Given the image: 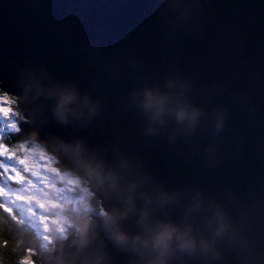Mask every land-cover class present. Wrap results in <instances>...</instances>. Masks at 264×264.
<instances>
[{
  "label": "water",
  "instance_id": "water-1",
  "mask_svg": "<svg viewBox=\"0 0 264 264\" xmlns=\"http://www.w3.org/2000/svg\"><path fill=\"white\" fill-rule=\"evenodd\" d=\"M0 90L104 210L40 264H264V0H0Z\"/></svg>",
  "mask_w": 264,
  "mask_h": 264
},
{
  "label": "rangeland",
  "instance_id": "rangeland-1",
  "mask_svg": "<svg viewBox=\"0 0 264 264\" xmlns=\"http://www.w3.org/2000/svg\"><path fill=\"white\" fill-rule=\"evenodd\" d=\"M14 106L12 96L0 94V197L4 209L28 225L45 247L55 238L68 237V211L85 212L78 220L89 215V205L83 179L61 171L44 148L23 140L7 144L21 120Z\"/></svg>",
  "mask_w": 264,
  "mask_h": 264
},
{
  "label": "trees",
  "instance_id": "trees-1",
  "mask_svg": "<svg viewBox=\"0 0 264 264\" xmlns=\"http://www.w3.org/2000/svg\"><path fill=\"white\" fill-rule=\"evenodd\" d=\"M0 94H4V92L0 90ZM14 109L20 118L21 112L16 104ZM6 140L8 141L7 144L13 145V141L10 137ZM28 143L33 145V142L30 143V141H28ZM56 164L61 171H65L60 165L59 160H57ZM81 183H83V192L86 197L85 202L89 205V212L91 214H102L100 201L89 192L83 180ZM67 213L69 220L67 227L68 234H70L76 230V219L82 216L85 212L80 211L79 213H73L68 211ZM40 244L41 243L36 238V235L28 225L19 222L13 213L11 214L10 211L4 209L0 197V264H40V253L44 250L52 249L54 243L50 241L45 247L40 246Z\"/></svg>",
  "mask_w": 264,
  "mask_h": 264
},
{
  "label": "clouds",
  "instance_id": "clouds-1",
  "mask_svg": "<svg viewBox=\"0 0 264 264\" xmlns=\"http://www.w3.org/2000/svg\"><path fill=\"white\" fill-rule=\"evenodd\" d=\"M68 99H70V97H65V101H67ZM154 102L153 98L151 96H149V104L151 105ZM63 107V102L61 104V108ZM184 113L181 112L180 116H183ZM70 234H68L69 236ZM171 232L170 231H165L162 236H161V241H166V239L170 238ZM61 238V237H60ZM63 239V238H62Z\"/></svg>",
  "mask_w": 264,
  "mask_h": 264
},
{
  "label": "bare ground",
  "instance_id": "bare-ground-1",
  "mask_svg": "<svg viewBox=\"0 0 264 264\" xmlns=\"http://www.w3.org/2000/svg\"><path fill=\"white\" fill-rule=\"evenodd\" d=\"M4 94H6V95H9V96H11V94H8V93H5L4 92ZM13 97V96H12ZM14 98V97H13ZM14 100H15V98H14ZM15 104H16V100H15ZM13 105V104H12ZM19 124V123H18ZM18 128H19V126H18ZM84 181V180H83ZM85 182V181H84ZM86 183V182H85ZM87 187V186H86ZM87 189L89 190V192H90V189L87 187ZM101 210H102V214H100V215H98V214H91V213H89V215H91V216H94L95 218H100V217H102L103 216V213H104V210H103V208L101 207ZM81 219V218H80ZM74 232H77V229L74 231ZM73 233V232H72ZM70 235L71 236H73V234H71L70 233Z\"/></svg>",
  "mask_w": 264,
  "mask_h": 264
}]
</instances>
